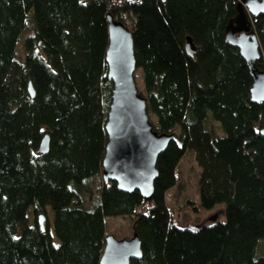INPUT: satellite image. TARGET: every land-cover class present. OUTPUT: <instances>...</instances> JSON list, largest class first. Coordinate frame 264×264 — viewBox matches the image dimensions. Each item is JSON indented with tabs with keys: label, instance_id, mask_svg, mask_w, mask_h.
Segmentation results:
<instances>
[{
	"label": "trees",
	"instance_id": "obj_1",
	"mask_svg": "<svg viewBox=\"0 0 264 264\" xmlns=\"http://www.w3.org/2000/svg\"><path fill=\"white\" fill-rule=\"evenodd\" d=\"M236 4L0 0V264H99L116 217L132 219L140 239L132 264H264V101H251L249 69L225 41ZM107 14L132 34L151 124L176 136L157 158L149 200L102 178ZM250 28L264 71V14ZM186 152L201 170L196 212L222 205L223 222L173 223L165 194Z\"/></svg>",
	"mask_w": 264,
	"mask_h": 264
},
{
	"label": "water",
	"instance_id": "obj_2",
	"mask_svg": "<svg viewBox=\"0 0 264 264\" xmlns=\"http://www.w3.org/2000/svg\"><path fill=\"white\" fill-rule=\"evenodd\" d=\"M236 16L225 27V41L237 48L252 77L250 99L264 101V71L256 67L261 57L257 36L250 28V18L264 14V0H237ZM108 45L105 52L107 79L112 83L105 132L107 142L102 160V178L111 181L118 190L125 193L139 192L149 200L157 178L156 162L169 143L175 141V134L158 133L150 122L146 100L139 93L135 72L133 38L129 29L109 14L106 15ZM185 50L192 56L194 50L187 39ZM29 94L34 96L29 84ZM264 134V130L261 131ZM49 137L45 135L38 152L46 154ZM39 216L40 224L44 221ZM214 219V218H213ZM197 229L196 226L188 227ZM141 242L133 232L129 239H116L106 235L99 264H132L141 258Z\"/></svg>",
	"mask_w": 264,
	"mask_h": 264
},
{
	"label": "rangeland",
	"instance_id": "obj_3",
	"mask_svg": "<svg viewBox=\"0 0 264 264\" xmlns=\"http://www.w3.org/2000/svg\"><path fill=\"white\" fill-rule=\"evenodd\" d=\"M135 77L137 89L141 91L140 71L135 72ZM150 122H154L153 118H150ZM213 126L217 128L216 124H213ZM200 172L194 155L191 152H186L176 168V185L165 194L166 205L176 226L182 228L199 227L224 221L222 205H218L210 211L198 210L196 212L195 210L199 205L197 181ZM28 216L30 221L33 222L34 215L32 211L28 212ZM46 217L51 226L52 214L50 210H46ZM132 227L133 222L130 218H111L107 220L106 235H113L116 239H129L133 233ZM260 249L264 250V243L261 244Z\"/></svg>",
	"mask_w": 264,
	"mask_h": 264
}]
</instances>
